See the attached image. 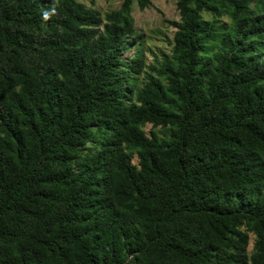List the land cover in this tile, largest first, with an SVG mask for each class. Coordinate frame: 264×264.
I'll list each match as a JSON object with an SVG mask.
<instances>
[{"label": "trees", "instance_id": "obj_1", "mask_svg": "<svg viewBox=\"0 0 264 264\" xmlns=\"http://www.w3.org/2000/svg\"><path fill=\"white\" fill-rule=\"evenodd\" d=\"M151 4L0 0V264H264V0Z\"/></svg>", "mask_w": 264, "mask_h": 264}, {"label": "rangeland", "instance_id": "obj_2", "mask_svg": "<svg viewBox=\"0 0 264 264\" xmlns=\"http://www.w3.org/2000/svg\"><path fill=\"white\" fill-rule=\"evenodd\" d=\"M88 7L97 9L103 15L108 12L118 10L123 0H78ZM178 0H152V4L148 9L141 10L137 5L134 7L133 17L137 32L143 37L145 49L148 53L149 62L152 61V53L160 54L161 52L170 53L176 28L174 23L180 22V14L177 8ZM205 18H211L205 14ZM135 53L133 48L124 57H131ZM145 131L150 135L153 131L149 125ZM159 135L165 134L161 128L155 129ZM255 237L251 236L249 251H253Z\"/></svg>", "mask_w": 264, "mask_h": 264}, {"label": "clouds", "instance_id": "obj_3", "mask_svg": "<svg viewBox=\"0 0 264 264\" xmlns=\"http://www.w3.org/2000/svg\"><path fill=\"white\" fill-rule=\"evenodd\" d=\"M54 13H55V8H53V9L51 10V14H54ZM49 18H50V13H49L48 11H45V12L43 13V19H44L45 21H47Z\"/></svg>", "mask_w": 264, "mask_h": 264}]
</instances>
